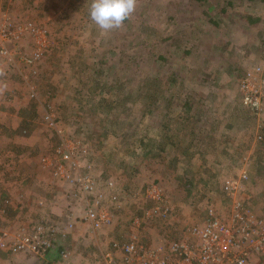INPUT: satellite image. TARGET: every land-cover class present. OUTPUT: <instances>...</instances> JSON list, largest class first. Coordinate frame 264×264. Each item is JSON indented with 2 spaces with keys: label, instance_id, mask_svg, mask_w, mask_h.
<instances>
[{
  "label": "rangeland",
  "instance_id": "obj_1",
  "mask_svg": "<svg viewBox=\"0 0 264 264\" xmlns=\"http://www.w3.org/2000/svg\"><path fill=\"white\" fill-rule=\"evenodd\" d=\"M187 1L137 0L131 18L120 29L105 32L89 18L91 0H0V28L8 18L45 30L25 29L17 37L10 33L1 47L0 231L14 234L49 223L57 230L54 243L66 239L74 264H101L103 254L132 233L143 243L180 239L197 245L200 239L193 228L204 224L210 206L225 215L238 200L264 216V96L262 109L252 111L239 92L241 76L248 70L260 66L264 76V0L238 4L239 12L260 17L256 24L223 18L225 23L230 20L229 30L217 35L214 45L226 47V60L205 65L202 41L193 57L182 60L173 90L179 94L175 107L165 100L155 116L147 112L135 124L119 123L125 132L116 135L105 112L106 100L100 107L89 100L96 94L99 102L122 82V92L114 93L126 98V111L139 117L140 110H146L139 85L128 77L114 82L120 74L115 67L106 78L94 74L100 84L93 91L85 81L86 71L79 68L110 44H127L140 25L150 36L181 35V25L200 18L199 10L180 13L178 5ZM171 14L178 18L173 20ZM142 18L145 25L140 24ZM192 35L194 41L204 37L198 31ZM228 59L241 65L244 74L237 77L228 69ZM187 92L192 109L183 104ZM167 125L174 142L168 141L156 158L131 156L132 146L141 150L137 139L143 132L148 142L157 141L162 138L158 133L170 130ZM67 151L70 158L65 160ZM242 173L247 178L238 184L241 192L226 191V180L239 179ZM80 174L90 177L89 189L80 185ZM151 193L156 196H148ZM97 194L111 219L95 228L84 216ZM155 205L165 210L148 209ZM52 261L40 253L0 250V264ZM247 264H264V257L256 253Z\"/></svg>",
  "mask_w": 264,
  "mask_h": 264
},
{
  "label": "trees",
  "instance_id": "obj_2",
  "mask_svg": "<svg viewBox=\"0 0 264 264\" xmlns=\"http://www.w3.org/2000/svg\"><path fill=\"white\" fill-rule=\"evenodd\" d=\"M240 2L241 0H188L187 3L181 2L177 7L180 13H187L188 10H191L192 14L197 10H199L200 13V18L196 20L195 24L193 23L188 26L181 25V30L179 31L181 35H177L174 32L150 36L140 25V28L132 35V38L128 40L127 44L122 42L110 44L108 47L101 49L102 52L92 61L85 64L83 69L79 66V70L86 71L87 80L85 81L89 83V89L92 91L94 87L100 84V82H94L95 77L100 75L103 76L104 74L106 78L107 71L115 67L120 74L114 82L119 78L125 81L124 77H128L135 85H139L138 91L144 94L145 100L137 92L146 106L145 111L140 110L139 117H136L134 114L130 115V113L126 111L128 110L126 108L128 107V103L121 93L118 95L114 93L117 91L122 92L124 88L122 82L119 83L118 87H114V90L109 89V93L102 95L99 102H95V97L98 96L96 94L94 97L89 98L91 103L97 107L102 105L103 99L106 100L107 110L105 112L109 115L113 123L112 130L116 135L125 132L120 131L119 127V123H124V120L131 124H135L138 122V119L140 121L143 120L147 112L148 115L153 117L155 116L154 111L164 108L165 105L163 102L165 100H167V105L169 104L171 108L177 105L174 104V100H176V103L179 102V94H173V90L174 85L179 79L178 75L183 65L182 60L193 57L194 49L199 47L198 42L202 41L201 48L204 52L203 63L205 65L208 62L214 63L221 61L222 58L225 60L227 59L226 47L223 50L214 45V41L217 40V35H221L222 33L227 34L229 30L231 22L229 20L225 23L223 18H232V20L235 21L245 19L249 25L256 24L260 20V17L254 14L239 12L238 4ZM171 17L173 20L178 18V16H174L173 14H171ZM144 21L145 19H140V24L145 25L146 23ZM184 27H187V29H182ZM154 29L155 28L152 26L150 30ZM194 31H198V33L204 35V37L201 38L202 40L194 41L192 35ZM225 44L227 45V43ZM131 46L132 50L129 49ZM150 63L151 65L149 66ZM218 66H221V64L219 63ZM227 67L233 70L237 77L244 74L241 65H238L237 62L235 63L228 59ZM122 71L124 72L121 73ZM202 72L204 73L205 71ZM110 79L107 81L110 82ZM166 82L168 84H166ZM112 84L113 83H111V85ZM164 84H166V86H164ZM164 91H169L170 93L167 94ZM111 92L114 95L110 94ZM188 93L189 92L182 97H186L183 104H185L188 109H192L194 105L192 101L188 99ZM125 95L127 96L126 93ZM160 103L161 105H159ZM123 115H126V117H123ZM155 120L156 122L158 121V119ZM135 129L137 130V128ZM166 129H170V126L167 125ZM171 130L172 129L168 130V135L165 133V130L161 133L156 132L159 135L161 134L162 138L150 142L147 140V133L143 132L137 139L140 143L139 147H141V150H139L140 152L135 151L137 147L135 145L132 146L131 156H140L141 159L146 156H149L148 158H156L158 155L156 152H159V150L163 151L168 141H173L174 134H172ZM152 150H154V153H152ZM66 244V239L61 237L60 241L56 243L53 242V245L47 249L45 257H50L53 261L58 260L60 252L65 248ZM52 248L54 251L50 253ZM112 248L116 249L117 247L112 246ZM116 250V253H120L119 249Z\"/></svg>",
  "mask_w": 264,
  "mask_h": 264
},
{
  "label": "built area",
  "instance_id": "obj_3",
  "mask_svg": "<svg viewBox=\"0 0 264 264\" xmlns=\"http://www.w3.org/2000/svg\"><path fill=\"white\" fill-rule=\"evenodd\" d=\"M29 26L32 27L29 33L40 31L39 26L33 22H29ZM22 27L20 23L3 21L0 28L1 53V47L5 44L3 39L10 33H17L15 37L22 34ZM239 87L243 103L252 111H260L264 96V76L261 67L248 70L241 76ZM46 117L52 119V113H47ZM64 154L65 160L70 158L68 151ZM74 178L77 179L72 177L71 180ZM244 178H247V173H242L239 179H227L223 187L231 194L237 195L241 192L238 184ZM77 180L82 188L91 187L89 176L80 174ZM154 190L156 189L151 191ZM148 196L155 197L156 194L151 193ZM91 201L92 204L88 206L84 219L97 228L108 222L111 217L105 209L107 206L102 203L101 194L91 196ZM148 209L165 210L159 205ZM55 232L57 230L49 223H39L32 230L14 234L0 231V250L11 253L33 252L45 256L46 250L53 245ZM193 233L200 239L197 245L180 239L167 243H143L138 235L132 233L127 241L114 243L113 246L117 247L120 253H116L117 250L111 248L103 254L101 264H247L256 253L264 257V216L257 215L249 206H243L238 200L225 215L210 206L204 224L194 227ZM49 264H74L71 261L70 250L62 249L59 259Z\"/></svg>",
  "mask_w": 264,
  "mask_h": 264
},
{
  "label": "clouds",
  "instance_id": "obj_4",
  "mask_svg": "<svg viewBox=\"0 0 264 264\" xmlns=\"http://www.w3.org/2000/svg\"><path fill=\"white\" fill-rule=\"evenodd\" d=\"M136 4L137 0H91L89 18L105 32L118 30L134 14Z\"/></svg>",
  "mask_w": 264,
  "mask_h": 264
},
{
  "label": "bare ground",
  "instance_id": "obj_5",
  "mask_svg": "<svg viewBox=\"0 0 264 264\" xmlns=\"http://www.w3.org/2000/svg\"><path fill=\"white\" fill-rule=\"evenodd\" d=\"M5 20H6V21H9L8 18H7V19L5 18ZM9 22H10V21H9ZM22 26H23V27H22V31H21V33H23L25 29H27V30H29V31L32 30V27L29 26V24H25V25H22ZM44 31H45L44 29H43V30L41 29L40 32L43 33ZM27 32H28V31H27Z\"/></svg>",
  "mask_w": 264,
  "mask_h": 264
}]
</instances>
